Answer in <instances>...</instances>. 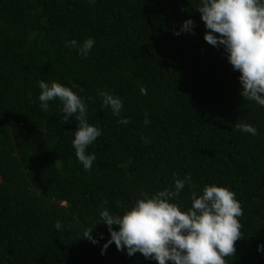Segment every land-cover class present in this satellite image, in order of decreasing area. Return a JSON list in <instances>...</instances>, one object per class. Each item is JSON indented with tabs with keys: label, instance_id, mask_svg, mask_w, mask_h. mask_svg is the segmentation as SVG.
Masks as SVG:
<instances>
[{
	"label": "trees",
	"instance_id": "16d2710c",
	"mask_svg": "<svg viewBox=\"0 0 264 264\" xmlns=\"http://www.w3.org/2000/svg\"><path fill=\"white\" fill-rule=\"evenodd\" d=\"M200 4L0 0V264H158L114 242L101 254L110 233L100 212L122 215L141 193L174 190L186 175L194 187L171 202L186 211L193 191L227 187L243 210V237L227 264H264V106L241 96L224 47L204 40ZM187 19L192 31L174 35ZM88 38L95 45L85 58ZM73 39L77 46H66ZM40 80L86 102L88 123L102 133L86 149L96 156L90 171L75 156V117L62 122L58 99L41 110ZM101 90L122 100L119 117L102 106ZM88 227L95 244L82 237Z\"/></svg>",
	"mask_w": 264,
	"mask_h": 264
},
{
	"label": "clouds",
	"instance_id": "9594fccd",
	"mask_svg": "<svg viewBox=\"0 0 264 264\" xmlns=\"http://www.w3.org/2000/svg\"><path fill=\"white\" fill-rule=\"evenodd\" d=\"M196 9L207 29L204 40L214 47L223 46L229 63L240 73L241 96L264 106V0H201ZM193 26L194 21L187 19L173 34L191 32ZM94 45V39H85L79 47V55L86 58ZM66 46L76 47L77 41L73 39ZM38 86L42 111L47 112L49 101L58 99L62 103V122L69 123L75 117L78 122L72 140L75 156L84 170L90 171L96 156L87 153L86 149L102 133L88 123L86 102L60 83L53 81L49 85L40 80ZM140 92L147 94L143 87ZM99 95L102 106L109 107L112 114L119 117L122 100L104 90ZM117 122L127 124L130 120L125 117ZM144 123H150L147 117ZM236 128L253 136L258 134L257 129L248 123H237ZM144 142L149 141L145 139ZM186 184L190 189L194 187L190 175L176 179L174 190H161L151 197L141 193L143 198L137 199L135 205L122 215L101 210L100 222L110 233L101 254L114 242L117 250L126 249L129 256L139 252L158 264H168L169 261L173 264H227L225 258L234 257L235 244L243 237L240 202L227 187L206 185L202 195L193 191L191 207L181 210L171 200L179 197ZM113 225L118 229L114 230ZM54 227L61 230L60 221H56ZM92 228L88 227L82 237L95 244L97 240L91 235ZM262 247L258 245L257 250Z\"/></svg>",
	"mask_w": 264,
	"mask_h": 264
},
{
	"label": "water",
	"instance_id": "95a60500",
	"mask_svg": "<svg viewBox=\"0 0 264 264\" xmlns=\"http://www.w3.org/2000/svg\"><path fill=\"white\" fill-rule=\"evenodd\" d=\"M7 120H8V125H9V131H10V133H11V136H12L13 142H14V144H15L16 153L18 154L17 146H16V143H15V140H14L13 129H12V125H11V118H10V117H7ZM21 166H22V162H21ZM23 170H25L24 167H23ZM30 182H31V184H32L37 190H39V189H38V188L32 183L31 180H30ZM39 193H40V194H43V193L40 192V191H39ZM44 197H45L46 199H48L50 202H52V203H55V204H57V205H61V206H65L63 203L57 202L56 200H54V199H52V198H50V197H48V196H46V195H44Z\"/></svg>",
	"mask_w": 264,
	"mask_h": 264
}]
</instances>
